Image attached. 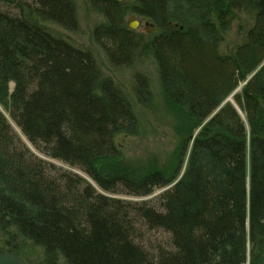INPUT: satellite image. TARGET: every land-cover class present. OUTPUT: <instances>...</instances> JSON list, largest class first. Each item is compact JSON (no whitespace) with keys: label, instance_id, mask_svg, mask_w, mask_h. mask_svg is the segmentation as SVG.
<instances>
[{"label":"trees","instance_id":"1","mask_svg":"<svg viewBox=\"0 0 264 264\" xmlns=\"http://www.w3.org/2000/svg\"><path fill=\"white\" fill-rule=\"evenodd\" d=\"M0 2L15 10L0 11V106L35 150L93 182L34 154L0 111V249L28 264H264V0H88L105 18L93 37L109 62L151 57L174 118L167 161L141 165L115 142L137 132L129 100L89 50L40 23L75 31L74 0ZM128 14L155 32L130 30ZM240 16V40L223 53ZM238 86L235 105L216 110ZM157 189L153 201L109 195ZM139 222L165 232L168 249L151 256Z\"/></svg>","mask_w":264,"mask_h":264},{"label":"rangeland","instance_id":"2","mask_svg":"<svg viewBox=\"0 0 264 264\" xmlns=\"http://www.w3.org/2000/svg\"><path fill=\"white\" fill-rule=\"evenodd\" d=\"M76 6L78 28L75 31L65 30L59 26L51 27V29H53L55 34L74 45L89 50L101 71L112 80L131 103L139 119V126L137 132L134 134L120 133L115 137V142L120 152L127 161L135 163V165L145 164L153 157H159L162 162L167 161L168 155L173 150L177 138L172 129L174 124L173 115L165 112L156 63L151 57H148L140 62H135L131 66L112 65L106 53L92 39L93 28L102 22L103 18L89 8L88 0H76ZM0 11L15 12L12 7H8L2 3H0ZM134 21L138 23L135 28L137 33L149 35L155 32L150 22L145 18L138 17L135 14L126 16L128 26L130 23H134ZM244 21H247V19L240 16L231 25L230 30L226 32L223 43L220 45L221 52L228 53L232 51L239 42L241 32H243V28L246 25ZM136 76H144L148 81V86L152 94V103L150 105L148 103L143 105L137 101L133 89V84L137 78ZM8 86L9 91L12 90L13 84L9 83ZM2 112L15 133L34 154L62 169L77 173L93 183L81 170L71 168L67 164L35 150L30 142L24 138L25 136L3 108ZM162 190L157 189L152 194L144 197L126 194L109 195L131 202L153 201ZM136 229L138 234L137 240L151 256L156 255L157 250L160 248L168 249V236L161 229H150L143 222H139L136 225Z\"/></svg>","mask_w":264,"mask_h":264},{"label":"bare ground","instance_id":"3","mask_svg":"<svg viewBox=\"0 0 264 264\" xmlns=\"http://www.w3.org/2000/svg\"><path fill=\"white\" fill-rule=\"evenodd\" d=\"M117 1H120V2H129V0H117ZM0 3H2V2H0ZM2 4H3V5H6V4H4V3H2ZM74 4H75V7H74V8H75L76 15H77L76 0H74ZM6 6H8V5H6ZM8 7H9V6H8ZM89 8H90L93 12H95V13L101 15V17L103 18V21L100 22V23H103V22L105 21V18H104V16H103L102 14H100L99 12L93 10V9L91 8L90 5H89ZM128 15H129V14H128ZM135 15H136V14H135ZM136 16H138V15H136ZM138 17H141V16H138ZM141 18H143V17H141ZM145 19H146V18H145ZM146 20L149 21L148 19H146ZM149 22H150V21H149ZM40 23H41L44 27H46V29H47L48 32H50L52 35L54 34V31H53V29H51V27H54V26H57V25L50 24V23H46L45 21H44V22H40ZM100 23H98L97 25H99ZM137 24H138V23L134 21V23L132 22V23L129 24V26H128V25H127V26H128V28H129L130 30H134V31H135V28H136ZM150 24L152 25L151 22H150ZM173 24H174V25H178L177 22H173ZM97 25H96V26H97ZM131 25H132V26H135V28H132ZM96 26H95V27H96ZM95 27H94V28H95ZM152 27H153V25H152ZM77 28H78V15H77ZM94 28H93V30H94ZM153 28H154V27H153ZM93 30H92V39H93V40L95 41V43L100 47V49H102V50L105 52V50L102 48V46H101V45H100V44L94 39V37H93ZM225 35H226V34H225ZM225 35H224V37H225ZM224 37H223V40H224ZM223 40H222V42L220 43V45L223 43ZM70 43H71V42H70ZM71 44H73V43H71ZM73 46L76 47V48H80V47H78V46H76V45H74V44H73ZM80 49H82V48H80ZM263 62H264V61H263ZM251 75H252V74H250V75L248 76V78H249ZM158 77H159V74H158ZM12 88H13V87H12ZM237 88H239V89H238L236 92H238V91L240 90V86H238ZM237 88H236V89H237ZM236 89H235V90H236ZM235 90H234V91H235ZM234 91H233V92H234ZM236 92H235V93H236ZM235 93H234V94H235ZM230 94H231V93H230ZM230 94H229V95H230ZM229 95H228V96H229ZM228 96H227V97H228ZM227 97H226V98H227ZM226 98H225V99H226ZM225 99H224V100H225ZM224 100H223V101H224ZM223 101H222V102H223ZM227 102H231V103H233V104L235 105V103H234V101H233V96L231 97V101H227ZM224 104H225V103H224ZM219 106H220V105H219ZM220 107H221V106H220ZM220 107H218L216 110H218ZM216 110H215V111H216ZM0 111H2L1 106H0ZM133 111H134V110H133ZM212 114H213V113H212ZM212 114H211V115H212ZM211 115H210V116H211ZM24 138H25V137H24ZM80 176H81V175H80Z\"/></svg>","mask_w":264,"mask_h":264},{"label":"water","instance_id":"4","mask_svg":"<svg viewBox=\"0 0 264 264\" xmlns=\"http://www.w3.org/2000/svg\"><path fill=\"white\" fill-rule=\"evenodd\" d=\"M132 28H135V26H132ZM237 88L234 92H232L221 104L222 106L227 101H231V97L234 95V93L238 90ZM219 106V107H220ZM6 117V116H5ZM0 264H28L24 262L22 259H20L18 256H16L14 253L6 250V249H0Z\"/></svg>","mask_w":264,"mask_h":264}]
</instances>
